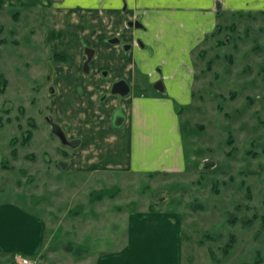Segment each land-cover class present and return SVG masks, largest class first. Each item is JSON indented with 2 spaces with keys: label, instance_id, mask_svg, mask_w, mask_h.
<instances>
[{
  "label": "rangeland",
  "instance_id": "rangeland-1",
  "mask_svg": "<svg viewBox=\"0 0 264 264\" xmlns=\"http://www.w3.org/2000/svg\"><path fill=\"white\" fill-rule=\"evenodd\" d=\"M259 3L239 8L217 0L212 7L214 24L186 65L190 99L174 104L185 164L148 172L83 166L93 135L60 123L52 67L68 61L54 54L51 12L0 6V207L13 205L45 222L42 251L28 259L96 264L123 249L130 225L162 222L171 264H264V4ZM158 82L161 78L146 93H165L155 89ZM113 89L115 96L131 92L129 87L122 96ZM73 106L80 110L82 104ZM88 106L89 117H95V105ZM168 126L165 121L158 148L170 140ZM168 251H161L162 262ZM155 257L159 264L157 251ZM0 264L18 263L0 254Z\"/></svg>",
  "mask_w": 264,
  "mask_h": 264
},
{
  "label": "crops",
  "instance_id": "crops-1",
  "mask_svg": "<svg viewBox=\"0 0 264 264\" xmlns=\"http://www.w3.org/2000/svg\"><path fill=\"white\" fill-rule=\"evenodd\" d=\"M216 1L0 0V6L16 11L51 12L57 36L54 54L68 61L52 67L53 80L60 88V123L93 135L87 142L86 151L90 154L84 157L83 166L148 172L185 164L174 104L190 99L188 57L214 24L212 7ZM225 1L239 8L264 4V0ZM244 2H249V6ZM132 21H139L143 27H129ZM112 39L119 42L112 43ZM88 48L95 55L86 73ZM158 78L165 93H146L147 86L154 85ZM119 82L130 87L128 96L111 94ZM79 101L80 110L73 106ZM92 104L96 107L95 117L88 115V105ZM165 121L169 124L170 140L158 148L165 137ZM129 229L123 249L100 257L96 264H155V251L158 257L162 250L168 251L165 223H135ZM45 233L46 224L41 219L24 214L13 205L0 207L1 255L35 259L42 251ZM161 242L166 247H158ZM158 259L159 264H171L169 251L163 262L162 257Z\"/></svg>",
  "mask_w": 264,
  "mask_h": 264
},
{
  "label": "water",
  "instance_id": "water-1",
  "mask_svg": "<svg viewBox=\"0 0 264 264\" xmlns=\"http://www.w3.org/2000/svg\"><path fill=\"white\" fill-rule=\"evenodd\" d=\"M129 25L132 27V26H136V27H142V25L140 23H129ZM112 43H118L119 40L118 39H114L111 41ZM86 55L88 57L86 63H85V66H84V71L86 73H89L90 71V63L91 61L93 60L94 58V55H95V51L93 49H90L88 48L86 50ZM155 89H157L158 91L160 92H164L165 88H164V85L162 82H158L156 85H155ZM130 89L128 87V85H126L124 82L122 83H117L115 86H114V89H113V92L114 93H117V94H120L122 96L124 95H127L129 93ZM60 137L63 139V141L66 142V139H65V136H64V133H62V135H60Z\"/></svg>",
  "mask_w": 264,
  "mask_h": 264
},
{
  "label": "built area",
  "instance_id": "built-area-1",
  "mask_svg": "<svg viewBox=\"0 0 264 264\" xmlns=\"http://www.w3.org/2000/svg\"><path fill=\"white\" fill-rule=\"evenodd\" d=\"M18 264H40L39 262H34V260H30L27 257H18L17 258Z\"/></svg>",
  "mask_w": 264,
  "mask_h": 264
},
{
  "label": "trees",
  "instance_id": "trees-1",
  "mask_svg": "<svg viewBox=\"0 0 264 264\" xmlns=\"http://www.w3.org/2000/svg\"><path fill=\"white\" fill-rule=\"evenodd\" d=\"M58 58V57H57ZM60 58H62V57H60ZM63 59V61H65V59L64 58H62ZM233 222H236V220L235 219H233ZM246 224H250V221H247L246 222ZM231 241H235V237L234 238H232V240Z\"/></svg>",
  "mask_w": 264,
  "mask_h": 264
}]
</instances>
